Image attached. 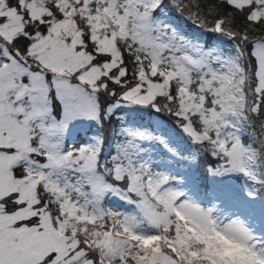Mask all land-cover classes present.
<instances>
[{
  "label": "snow or ice",
  "instance_id": "snow-or-ice-1",
  "mask_svg": "<svg viewBox=\"0 0 264 264\" xmlns=\"http://www.w3.org/2000/svg\"><path fill=\"white\" fill-rule=\"evenodd\" d=\"M0 264H264V0H0Z\"/></svg>",
  "mask_w": 264,
  "mask_h": 264
}]
</instances>
